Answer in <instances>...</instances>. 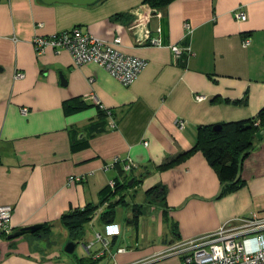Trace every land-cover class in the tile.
<instances>
[{
	"label": "crops",
	"instance_id": "1",
	"mask_svg": "<svg viewBox=\"0 0 264 264\" xmlns=\"http://www.w3.org/2000/svg\"><path fill=\"white\" fill-rule=\"evenodd\" d=\"M74 28L106 41L121 37V49L146 68L122 85L94 62L75 67L67 50L36 53L35 37ZM172 45L194 53L177 60ZM18 71L25 76L16 79ZM69 101L78 110L69 111ZM262 109L264 0H174L159 9L145 0H0V206L13 207V233L50 227L49 234L2 236L0 264H182L178 255L162 257L165 247L235 217L264 216V136L243 159L244 186L231 193L222 194L201 151L173 162L196 147L202 128L249 120ZM75 141L88 145L73 150ZM115 157L121 161L107 170ZM116 179L150 194L148 204L129 206L115 228L116 213L104 218L109 207L101 205L67 253L72 238L62 217L99 204Z\"/></svg>",
	"mask_w": 264,
	"mask_h": 264
},
{
	"label": "built area",
	"instance_id": "2",
	"mask_svg": "<svg viewBox=\"0 0 264 264\" xmlns=\"http://www.w3.org/2000/svg\"><path fill=\"white\" fill-rule=\"evenodd\" d=\"M235 16L243 21L247 19V15L241 9L235 11ZM184 27L188 34L193 31L189 23H185ZM147 33H149L148 30ZM150 42L154 46H162L158 38L150 39ZM250 44V38L243 42L244 47ZM33 46L38 55L52 48L56 52L67 50L73 57L75 67L94 62L105 68L109 75L122 85L134 83L147 64L146 60L129 55L121 49V37L106 41L90 33H84L80 28L52 34V36H37L33 40ZM171 48L177 60H180L185 53L190 55L194 53L191 47L182 45H172ZM24 76L23 71H18L15 78L19 79ZM196 99L203 101L207 99V96L197 95ZM96 103L103 107L98 101ZM22 112L26 114L28 108H23ZM108 114L113 115L109 109ZM110 125L113 128L116 126L112 117ZM179 125L183 128L185 122L180 121ZM120 161L119 157H115L114 163L106 165L105 168L109 170ZM132 168L131 162L124 167L125 171H130ZM13 211L10 205L0 206V239L4 235L9 236L13 233L11 227ZM98 238L104 241L101 234H98ZM101 254H98V257ZM166 255H178L182 264H264V216L256 213L251 216L235 217L224 222L214 231L178 240L168 245L161 254L162 257Z\"/></svg>",
	"mask_w": 264,
	"mask_h": 264
},
{
	"label": "trees",
	"instance_id": "3",
	"mask_svg": "<svg viewBox=\"0 0 264 264\" xmlns=\"http://www.w3.org/2000/svg\"><path fill=\"white\" fill-rule=\"evenodd\" d=\"M172 1L174 0H145V3L153 9H159L166 7ZM66 104L69 111L78 110V107L72 101ZM100 110L106 117L109 116L107 108L100 107ZM221 125L222 128L218 132L214 131V125L202 128L196 147L191 151L184 152V154L178 156L173 162L183 163L193 152L201 151L210 165L216 170L219 179H221L222 194H227L243 187L246 182L239 177V172L243 159L249 155L255 146V139L264 136V109L255 117H252V119L241 120L240 122H229ZM87 145L88 143L85 141H75L72 149L77 150ZM128 181L127 179L123 184L116 179L114 185H108L100 192L101 199L99 204H89L82 210L72 211L62 217L63 223L69 229L72 240L82 236L85 223L92 219L94 213L97 212L101 205L108 203V207L110 208L119 202H124L125 196L121 193L123 189L128 188ZM156 190L154 189L151 192L153 193ZM118 195L119 198L117 201H114L113 199ZM103 215L105 216L104 218L111 219L114 211L106 210ZM49 230L50 227L45 226L34 234H49Z\"/></svg>",
	"mask_w": 264,
	"mask_h": 264
},
{
	"label": "rangeland",
	"instance_id": "4",
	"mask_svg": "<svg viewBox=\"0 0 264 264\" xmlns=\"http://www.w3.org/2000/svg\"><path fill=\"white\" fill-rule=\"evenodd\" d=\"M139 183H140V182H139ZM139 183H138L137 185H139ZM137 185H136V186H137ZM142 193H143V189H142V188H140L139 191H138V190L134 191L133 193H132L130 190H128V189H123V191H122L121 194H123V195L125 196V198H124V202H119V203L115 204L114 206H112V207L106 209L107 211H109V210H113V211H114V214L116 213V218H117V220H116V222H115L114 224H113V223L110 224V225H112V226H110V227H113V228L117 227L122 212H123V213L126 212L127 209L129 208V206H131V209L133 210V209L135 208V207L133 206V204H138V205H140L141 208H142L141 204H148L147 202H149V200L147 201V200H145V199H146L150 194L145 193L146 196H147V197L145 198L144 195H143ZM118 197H119V195L116 197L115 200H117ZM129 220H130V219H129ZM129 220H127V221L129 222ZM108 227H109V226L107 225V228H108ZM107 228H106V229H103V230H99V231H101L100 233H102V235H103L104 237H106V234H107V231H106V230H107ZM121 232H123V230H122Z\"/></svg>",
	"mask_w": 264,
	"mask_h": 264
},
{
	"label": "water",
	"instance_id": "5",
	"mask_svg": "<svg viewBox=\"0 0 264 264\" xmlns=\"http://www.w3.org/2000/svg\"><path fill=\"white\" fill-rule=\"evenodd\" d=\"M45 4H53V3H69V4H76V5H85V4H95L100 0H42ZM64 79V78H63ZM62 79V80H63ZM222 128L221 124H218L217 126L214 127V131L218 132ZM43 228V224H37V225H32V226H25L23 228H20L11 235H9L10 240H14L17 237L24 236L25 234H34L37 233L38 230ZM77 242L74 240L69 241L68 244L65 247V251L69 254H72L74 250L77 247Z\"/></svg>",
	"mask_w": 264,
	"mask_h": 264
}]
</instances>
